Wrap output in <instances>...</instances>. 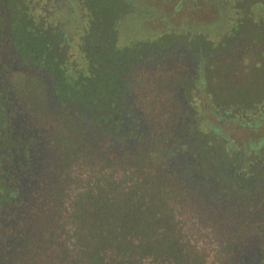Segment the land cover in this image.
Listing matches in <instances>:
<instances>
[{
	"label": "rangeland",
	"instance_id": "374dc122",
	"mask_svg": "<svg viewBox=\"0 0 264 264\" xmlns=\"http://www.w3.org/2000/svg\"><path fill=\"white\" fill-rule=\"evenodd\" d=\"M49 34L64 54L50 52ZM16 49L28 55L27 61L49 68L58 62L70 68L86 63L87 72L92 73L87 78L90 84L86 80L84 94L77 96L83 99L89 91L92 103L94 96L106 94L107 89L111 92L123 79L126 96L118 104L142 123L138 141L149 133L160 135L164 128L171 147L186 146L173 166L186 163L194 150H190L194 135L186 132L187 126L195 123L200 130L207 127L204 123L215 126L223 164H230L233 156L254 160L248 168V185L238 188L244 191L236 199L238 206L232 197L228 199L239 213L252 204L248 220L257 224L250 232L252 246L263 245L264 0H0V86L12 85L14 94L23 97V103L14 102L19 105L18 114L32 108L35 126H41L40 121L48 122L50 115L41 104L48 91L38 85L40 65L30 71L29 65L24 68V60L18 63L20 68L15 67ZM120 62L125 71L116 75ZM47 76H41L42 83ZM97 77L107 78V86L99 88ZM14 124L16 132L21 129L19 122ZM50 124L35 131L47 156L36 158L41 171L34 166L37 173L32 181L22 185L25 199L21 215L15 218L33 228L40 221L36 209L42 202L31 203V195L40 196L54 175L53 154L48 149ZM2 162L0 167L7 171ZM242 168L238 170L245 177L248 169ZM227 171L221 185L231 191L236 188L229 183Z\"/></svg>",
	"mask_w": 264,
	"mask_h": 264
},
{
	"label": "trees",
	"instance_id": "16d2710c",
	"mask_svg": "<svg viewBox=\"0 0 264 264\" xmlns=\"http://www.w3.org/2000/svg\"><path fill=\"white\" fill-rule=\"evenodd\" d=\"M48 36L50 52L64 54V49L56 48L53 34ZM59 63L52 67L70 87H82L92 75L86 63L72 68ZM97 79L99 88L107 86V78ZM121 82L125 87L120 79L115 88ZM11 86H0V102L7 97L1 93L10 92ZM94 97L101 117L111 121H120L122 115L129 118V112L118 104L121 99L107 93ZM16 98L21 101V96ZM90 98V92L83 99L74 96L83 102ZM30 99L33 102L36 97ZM41 104L55 121L49 128L52 144L48 147L54 175L40 196L31 195V203L42 202L36 209L40 224L36 222L33 228L27 222H16L25 199L22 185L16 186L11 173L0 167V264H264V243L260 253L252 246L250 232L257 227L248 220L252 204L239 213L228 199L232 197L238 206L236 199L244 193L238 188L248 185V168L254 160L244 161L235 151L236 158L223 164L215 126L204 123L203 130L195 123L187 126L186 132L194 135L190 147L194 150L177 167L171 163L179 152H186V146L171 147L167 143L170 134L164 128L161 136L153 132L140 143L135 144L138 139H134L130 147L117 146L119 141H113L116 136L111 133L87 129L71 113L56 112L48 95ZM7 130L1 112L0 149L17 143ZM125 134L126 129L122 136ZM226 144L232 147L228 141ZM193 158L195 163L190 161ZM244 165L248 174L242 177L238 168L245 169ZM225 168L229 183L236 188L231 191L221 185ZM233 217L237 219L233 221Z\"/></svg>",
	"mask_w": 264,
	"mask_h": 264
},
{
	"label": "flooded vegetation",
	"instance_id": "af4514ba",
	"mask_svg": "<svg viewBox=\"0 0 264 264\" xmlns=\"http://www.w3.org/2000/svg\"><path fill=\"white\" fill-rule=\"evenodd\" d=\"M16 52L17 55L14 56L15 60L12 62L14 66L17 64V66L15 67H19L18 63L20 61L23 62L25 60L23 62L24 68L25 65H29L28 67L30 71H33V69L37 68V65L39 63L37 62L32 63V61H27L28 59L26 60V57L28 55L21 53L17 49ZM22 55H24L23 60H22ZM39 65L40 68H38L37 72L39 73L38 78L40 81H38V85L45 87V89H47L51 104L55 106L54 110L56 112L58 110H61L67 113H71L72 115L76 116V118L78 119V123L87 129H94V130L103 129L104 131L111 133V135L116 136L115 139L113 138L111 139L115 142L119 141L118 143H116V145L122 144L126 146L127 143L132 145L134 143V139H139V136L141 135L139 130L142 129L141 126L142 123H140L139 119H134L132 117L127 118L126 115H122V119H123L122 122V119L120 121H117V119L114 118L111 121V118L109 117L108 118L101 117L99 114L101 109L97 108L96 97H94L96 99L94 104L92 103L91 99H86V101L84 102L80 100H75L74 96H77L80 93L84 94L83 87L80 86L70 87L69 82H67L64 78L60 77V74L58 73L59 70H57L54 67L49 68L45 63L44 64L40 63ZM116 65L118 66V68L116 69L117 72L116 75L125 71L124 68L125 66L123 67L122 66L123 64H121V62L117 63ZM46 69H49V71H47ZM48 73H51L53 75L48 77L47 76ZM41 76L43 77L47 76L44 79L46 80V82L45 81H43L44 83L41 82V80H43ZM8 92L9 90L5 89L3 93H1V97L5 94L7 95L5 99L6 98L7 99L6 100L4 99L0 102L1 103L0 114L1 112L3 113V123L8 129L7 135L9 136L10 139L17 141V143L15 144V146L13 145H10L9 147L4 146L3 149H0V162L4 160V163L6 165L3 162L2 164L8 167L7 171L11 173V177L15 182V185L24 186V182L25 181L31 182L33 175L37 173L35 170L36 168L34 166H38L37 170L41 171L39 170L41 169V166L39 165L38 161L41 160V157L44 156V154L46 155V153H43V149H42L44 148V146L42 147L43 141L40 140L39 134L35 133V131L37 130V128H44L45 123H51L49 125L50 127L55 124V121L52 118L53 116L49 114L45 110L46 109L45 108L44 112L46 111L47 114L51 115L52 117L50 116V120L49 117L47 118L48 122L44 123L43 121H40L41 126L39 125L35 126L37 120L36 118H32V114H31L32 108L28 110H24L23 114L21 113L19 115L18 114L19 105L17 106L14 105L15 104L14 102L18 103L19 100L16 98L17 96H15V94H13L12 97L8 96ZM38 93L40 95L42 92H38ZM106 93L113 95L114 98L115 97L119 98L120 94L125 95L126 93H125V87L123 86V82L119 83L118 87L113 89L111 92L109 91V89H107ZM10 98H12L11 101L9 100ZM19 99L22 100V98ZM119 99H122V97H120ZM133 107L135 106L133 105ZM15 122H19L20 125L18 126H20L21 128L20 130L18 129L17 132L14 130ZM124 122H126V124ZM125 129H126V134L124 135L125 137H123L122 134L125 132ZM127 130L129 131L127 132ZM139 141L135 142V144H137ZM2 152H4L3 157H1ZM36 158H40V160H36ZM22 189H23L22 191H24L23 187ZM255 250L256 253L263 252L261 246L256 247Z\"/></svg>",
	"mask_w": 264,
	"mask_h": 264
}]
</instances>
